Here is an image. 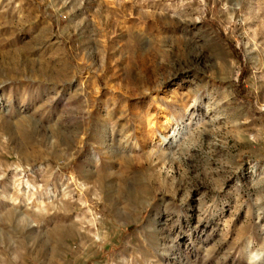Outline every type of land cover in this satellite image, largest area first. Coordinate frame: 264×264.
I'll use <instances>...</instances> for the list:
<instances>
[{
  "label": "rangeland",
  "instance_id": "374dc122",
  "mask_svg": "<svg viewBox=\"0 0 264 264\" xmlns=\"http://www.w3.org/2000/svg\"><path fill=\"white\" fill-rule=\"evenodd\" d=\"M0 264H264V0H0Z\"/></svg>",
  "mask_w": 264,
  "mask_h": 264
},
{
  "label": "bare ground",
  "instance_id": "6f19581e",
  "mask_svg": "<svg viewBox=\"0 0 264 264\" xmlns=\"http://www.w3.org/2000/svg\"><path fill=\"white\" fill-rule=\"evenodd\" d=\"M166 137L163 138V141H165Z\"/></svg>",
  "mask_w": 264,
  "mask_h": 264
}]
</instances>
